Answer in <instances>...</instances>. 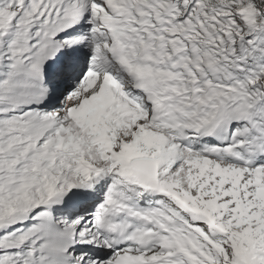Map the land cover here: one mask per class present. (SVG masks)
Instances as JSON below:
<instances>
[{
	"label": "snow or ice",
	"instance_id": "obj_1",
	"mask_svg": "<svg viewBox=\"0 0 264 264\" xmlns=\"http://www.w3.org/2000/svg\"><path fill=\"white\" fill-rule=\"evenodd\" d=\"M0 264H264V0H0Z\"/></svg>",
	"mask_w": 264,
	"mask_h": 264
}]
</instances>
